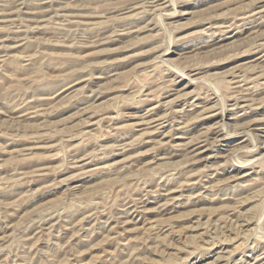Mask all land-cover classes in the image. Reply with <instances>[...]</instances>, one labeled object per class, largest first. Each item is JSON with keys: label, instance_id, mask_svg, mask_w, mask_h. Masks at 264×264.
Listing matches in <instances>:
<instances>
[{"label": "rangeland", "instance_id": "rangeland-1", "mask_svg": "<svg viewBox=\"0 0 264 264\" xmlns=\"http://www.w3.org/2000/svg\"><path fill=\"white\" fill-rule=\"evenodd\" d=\"M0 264H264V0H0Z\"/></svg>", "mask_w": 264, "mask_h": 264}, {"label": "bare ground", "instance_id": "bare-ground-1", "mask_svg": "<svg viewBox=\"0 0 264 264\" xmlns=\"http://www.w3.org/2000/svg\"><path fill=\"white\" fill-rule=\"evenodd\" d=\"M242 109V108H241ZM235 113V112H234ZM201 150V149H200ZM202 152V151H201ZM213 156V155H212ZM199 158V157H198Z\"/></svg>", "mask_w": 264, "mask_h": 264}]
</instances>
